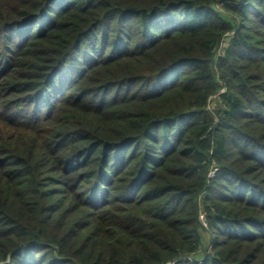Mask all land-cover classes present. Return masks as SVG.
<instances>
[{
  "label": "trees",
  "instance_id": "1",
  "mask_svg": "<svg viewBox=\"0 0 264 264\" xmlns=\"http://www.w3.org/2000/svg\"><path fill=\"white\" fill-rule=\"evenodd\" d=\"M0 264H264V0H0Z\"/></svg>",
  "mask_w": 264,
  "mask_h": 264
},
{
  "label": "built area",
  "instance_id": "2",
  "mask_svg": "<svg viewBox=\"0 0 264 264\" xmlns=\"http://www.w3.org/2000/svg\"><path fill=\"white\" fill-rule=\"evenodd\" d=\"M225 47H226V45H225V43L223 41L222 44H221V49L219 50V52L221 53ZM217 171H218L217 167H212V169L209 172V177L213 178L216 175ZM200 218L203 221V224L207 225L205 212L201 213Z\"/></svg>",
  "mask_w": 264,
  "mask_h": 264
},
{
  "label": "rangeland",
  "instance_id": "3",
  "mask_svg": "<svg viewBox=\"0 0 264 264\" xmlns=\"http://www.w3.org/2000/svg\"><path fill=\"white\" fill-rule=\"evenodd\" d=\"M227 41L228 40H224V43H225V45H227ZM221 91H224V88L223 89H221ZM214 106V101L213 102H211V104H210V106L209 107H213Z\"/></svg>",
  "mask_w": 264,
  "mask_h": 264
}]
</instances>
